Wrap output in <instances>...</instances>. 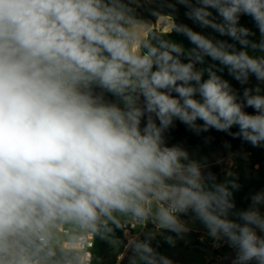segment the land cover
<instances>
[{
  "label": "clouds",
  "instance_id": "9594fccd",
  "mask_svg": "<svg viewBox=\"0 0 264 264\" xmlns=\"http://www.w3.org/2000/svg\"><path fill=\"white\" fill-rule=\"evenodd\" d=\"M131 3L141 6L0 0V264H77L60 225L96 233L118 215L177 236L191 215L234 250L231 264H264V191L238 210L239 183H216L166 137L179 122L264 147V0H160L171 17L181 6L192 25L233 41L173 18L190 49L162 38L171 32L145 40ZM205 58L213 63L198 68ZM225 68L242 93L217 74ZM151 239L133 251L172 264Z\"/></svg>",
  "mask_w": 264,
  "mask_h": 264
},
{
  "label": "trees",
  "instance_id": "16d2710c",
  "mask_svg": "<svg viewBox=\"0 0 264 264\" xmlns=\"http://www.w3.org/2000/svg\"><path fill=\"white\" fill-rule=\"evenodd\" d=\"M125 2L127 1L125 0ZM177 8L178 10L174 14V17H171L167 14L169 10L162 7L160 0H153V2H147L146 4L142 5L141 8L135 10V15L140 19H149L152 22H155L156 18L159 16H169L171 17V19L174 18L177 23H187L190 26L194 27L197 31H203L206 35H211L221 40H228L229 43L233 42L228 37H220L217 33L212 32L211 29H200L195 25H192V22L190 20H187L184 16L185 9L181 6H177ZM154 9L160 10L158 16H153L151 14V11ZM140 12H142L143 15L140 16ZM160 19L162 18L157 19L154 24H157ZM241 23L249 28H252L254 31L256 30L253 22L247 17L242 18ZM156 29L153 28L149 30L146 34L145 40L150 41L152 44H156L157 41L152 39L153 36H161V34L163 33L171 32H162L160 29V31ZM162 38L179 42L184 46L185 49H190L191 47H193L184 36L178 35L175 32H171L170 36H162ZM255 39H259L258 32ZM237 48H239L238 44ZM181 59L184 62H187L183 57H181ZM205 61L206 62L204 65H197V67L203 68L213 63L210 58H205ZM217 74L221 75L224 79L229 80L232 86L242 93V86L228 75V71L226 68L223 72H218ZM255 83L256 81L253 77L251 85H254ZM108 98L113 100L115 99L111 96H109ZM246 110L249 112L253 111L250 108ZM232 131H237V129L233 128ZM166 137L167 143L169 145H182L189 152V156L191 159L198 150L208 151L209 154L214 158H216L217 156L222 157L228 154L240 152L249 155V157L253 160L251 172L247 173L244 170H240L233 178L240 185L239 190L234 192V200L236 203V208L238 210H246L247 206L251 203V196L257 193V190H259L260 188H264V147H252L250 144L243 142L241 139H234L226 133L218 132L214 129H210L207 132H202L197 135L196 133L188 130L186 126L180 124L179 122H176L175 127L170 129L166 133ZM226 142L230 145V147H225ZM210 172L215 176V182L221 183L219 169L217 167H214L210 169ZM250 189H253V191L246 198V195L248 194ZM145 231L150 232L152 234V237H154L152 247L159 254H161L163 250L180 245L174 242L173 246L166 242L165 239V237L167 236H172L173 239L179 238L180 236H177L175 233L158 229L152 224L151 221L146 223ZM185 234L186 233L182 234V236ZM194 244L198 243L195 242ZM124 247L125 239L123 236V230L118 223L113 222L108 224L106 227H101L98 232L94 233L93 246L91 249V264H144V262L138 255L132 254L129 251H124ZM231 251L234 250L230 248V252ZM122 253V257L118 259V257Z\"/></svg>",
  "mask_w": 264,
  "mask_h": 264
},
{
  "label": "rangeland",
  "instance_id": "374dc122",
  "mask_svg": "<svg viewBox=\"0 0 264 264\" xmlns=\"http://www.w3.org/2000/svg\"><path fill=\"white\" fill-rule=\"evenodd\" d=\"M126 1L128 2V0ZM140 2L142 6L147 3V0H140ZM141 6L137 7V5L134 3L130 4V7H132L135 10L141 8ZM139 15L141 16L143 15V13L140 12ZM159 18H165L167 21H170L172 27L171 17L159 16L156 18V20ZM145 20H147V25L148 27H150V29L159 28L161 30V28L159 27V23L154 24L156 20L155 22H152L149 19H145ZM159 29L156 30L160 31ZM140 31L143 33V37H144L145 31H142L141 29ZM169 31H171V28ZM192 159L203 165V171L205 173L210 172L211 168L217 167L220 172L221 183H225L226 181L232 180L240 170H244L245 172L250 173L253 163V160L249 157L248 154L241 152L228 154L222 157L217 156L216 158H214L209 154L208 151L198 150ZM252 191L253 189L249 190L248 194L246 195V198L249 196V194ZM261 191H264V188H260L259 190H257V192H261ZM250 204L248 205V207L250 206ZM127 217L128 216L119 215L117 216L115 221H119L121 219H127ZM182 219L188 226L189 231L185 235L173 239L174 242L180 245L170 249L163 250L160 254L169 258L172 261V264H212L214 260H218L219 255H225L230 252V248L228 247L227 243H225L224 241H215L211 236L208 235L207 229L198 220H195L191 216H183ZM143 224L144 227L141 224L137 226L136 238L127 247H126L127 244L126 238L124 237L125 239L124 251H129L132 254L137 255L133 251V246L137 243V241H143L148 237H152V234L150 232L145 231L146 224L145 223ZM200 237L202 238L201 241L199 240ZM59 240H61V238H59ZM149 242L152 246L153 239H151ZM195 242L213 249V254L211 256H208L197 249H191L190 246L193 245ZM223 242L224 245L221 247V244ZM122 255L123 253L118 257V259H120Z\"/></svg>",
  "mask_w": 264,
  "mask_h": 264
},
{
  "label": "built area",
  "instance_id": "2783aa9c",
  "mask_svg": "<svg viewBox=\"0 0 264 264\" xmlns=\"http://www.w3.org/2000/svg\"><path fill=\"white\" fill-rule=\"evenodd\" d=\"M116 222L123 230V236L126 238V247L136 238V228L140 224L134 219L129 220H119V221H109L108 224ZM107 224V225H108ZM57 234L61 240H59V246L67 248L72 237V246L75 250V254L78 258L77 264H91V249L93 246L94 233H78L77 230L72 225L64 224L60 225L57 230ZM201 237L199 240L201 241ZM224 242L221 244V247Z\"/></svg>",
  "mask_w": 264,
  "mask_h": 264
},
{
  "label": "water",
  "instance_id": "95a60500",
  "mask_svg": "<svg viewBox=\"0 0 264 264\" xmlns=\"http://www.w3.org/2000/svg\"><path fill=\"white\" fill-rule=\"evenodd\" d=\"M191 249H197L200 252L211 256L213 254V249L202 245V244H193L190 246ZM235 254L234 252H229L228 254L225 255H219L218 260H214L212 264H230V262L233 260Z\"/></svg>",
  "mask_w": 264,
  "mask_h": 264
},
{
  "label": "crops",
  "instance_id": "0c3cea01",
  "mask_svg": "<svg viewBox=\"0 0 264 264\" xmlns=\"http://www.w3.org/2000/svg\"><path fill=\"white\" fill-rule=\"evenodd\" d=\"M140 19V18H139ZM140 21H141V27H140V29L142 30V31H145V34H144V39L146 38V34H147V32L149 31V30H151L150 29V27H148V25H147V20H145V19H140ZM247 208H248V206H247ZM130 216H128L127 217V219H121L122 221L123 220H129V219H131V217L129 218ZM141 225H143V227H144V224L143 223H140ZM152 224L154 225V226H156L155 224H154V222H152ZM232 262V261H231ZM231 262H230V264H231Z\"/></svg>",
  "mask_w": 264,
  "mask_h": 264
},
{
  "label": "bare ground",
  "instance_id": "6f19581e",
  "mask_svg": "<svg viewBox=\"0 0 264 264\" xmlns=\"http://www.w3.org/2000/svg\"><path fill=\"white\" fill-rule=\"evenodd\" d=\"M159 27L161 28L162 32H169L171 28V22L167 21L165 18L159 20Z\"/></svg>",
  "mask_w": 264,
  "mask_h": 264
}]
</instances>
